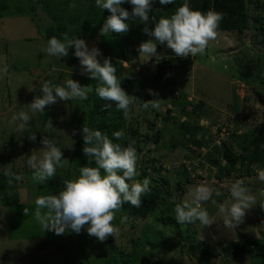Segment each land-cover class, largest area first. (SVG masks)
Listing matches in <instances>:
<instances>
[{"label": "rangeland", "instance_id": "1", "mask_svg": "<svg viewBox=\"0 0 264 264\" xmlns=\"http://www.w3.org/2000/svg\"><path fill=\"white\" fill-rule=\"evenodd\" d=\"M27 4L28 0H0V67H3L4 64L8 66V73L0 77V113L3 112L0 114V153L5 151V148H9L4 156L11 153L10 149H13L14 154L18 156L21 153H24L28 158L32 153L40 156V149L43 147L40 141L44 137L57 139V143L54 141L57 147L64 148L62 152L65 151L66 153L67 139L69 144H73V136L70 135L72 121L69 117V107L74 105L75 99L70 101L58 100L57 103L46 106L43 113H32L28 104L32 102L35 96L41 95L40 87L45 74L38 66H49L43 70L48 69V73L51 72L52 76L49 77V80L54 77V81L56 80L54 85L60 86H63L69 78L75 80L71 74L82 75L81 66L74 52L69 53L68 57L61 58L47 54V41L38 34L49 28L50 25L44 21L38 23L33 21L32 16H29L28 12H24ZM251 11H256L261 18H264V0H253ZM44 12H37L39 18L35 17L41 20V15ZM54 13L56 18H59L55 22L61 23V25H68L71 19L78 16L74 14L72 7L65 5L60 6ZM55 22L52 19L50 24ZM217 32L216 39L209 42L203 54L189 58L192 70L190 77L191 92L187 103L193 101L197 104L202 101L208 107L207 110L205 109L204 117H198V119L190 114V106L187 111L182 110L183 101L174 98L176 90L156 82L145 73L143 67L154 65V62L150 61L149 55L140 53L139 46L151 38L137 36L133 40L134 45L129 48L132 63H122V67L125 68L122 83L130 89L131 96H135L141 101L157 98L162 100L159 108L149 106L144 109L137 105L131 106L130 111L132 113L130 115L140 124L142 132L151 133L148 126L154 120L157 129H161L162 136V141L158 145H154L150 141L145 146L142 154L146 160L147 158L149 160L146 164L139 163L137 175H142L141 171L145 167L150 176L157 177V174L151 169L152 166H156L163 169L161 174L169 180L170 185H176L177 181L180 180L183 190L171 195L169 200H173V202H177L179 199L181 202L187 198L190 187L201 183L215 189L212 198L203 204L215 223L204 228L200 222H197L198 224L193 230L196 231L200 241H207L211 244L210 251L213 257L209 264H262L264 258L256 257L254 253L249 254L248 250L237 257L226 259L219 254L217 243L225 240L242 242L245 238L264 241V182L260 181L257 175V169H264V166L259 168L256 165H251L247 175L241 174L247 167L240 166L237 174L235 173L231 178L218 182L214 176L217 166L211 164L209 160L221 157L220 150L215 149V147H219L215 142V140L220 139L218 129L226 127L228 134L223 136L224 141L234 147L235 151L241 153L242 147L246 146L243 144V138L253 137V127L257 125L256 123L264 121L263 102H261L262 104L254 100L247 103L243 102L245 96L253 97L255 91L264 96V50L263 48L258 49L259 47L257 48L250 42V36L247 32L241 36L236 32ZM95 41L96 39L91 42L86 41V43H89L87 44L88 47L92 48L96 47ZM69 51L70 49H68ZM158 57L160 56L156 55V60ZM185 58L187 59V57ZM247 62L258 65L249 86L238 79L239 66L245 65ZM131 67L134 69H128ZM61 73L69 74L71 77L59 76ZM133 74L138 77H132ZM34 75L42 76L39 84V79ZM49 80L46 79V81ZM85 80V78L80 80L79 84L82 87L86 86L83 83ZM149 90L158 95H150ZM49 108L51 109L48 111ZM166 109H170V116L175 119L165 118L168 115ZM22 111L30 115L32 124L31 126L27 124L23 130H20L18 126L21 121H14L13 116H18ZM157 112L161 113L158 118H156ZM43 115L45 119H43ZM190 115L193 118H190ZM48 119L52 121L53 127L47 126ZM41 123L43 126L40 125ZM181 123L189 125L197 123L205 129L203 140L205 142L210 141V143L198 150L199 154L185 147L183 141L186 139V132L180 129ZM33 134L36 136L35 142L30 140ZM196 138H201V134L197 133ZM172 143H178L179 146L173 148ZM25 146L28 148L23 152ZM189 147L192 146L189 145ZM70 152L69 149L68 155ZM221 165H224L223 161H221ZM140 166L142 169H139ZM186 174L188 175V182L185 180ZM238 179L245 181V186L256 198V204L246 211L243 222L233 229L225 227L218 205L231 199L229 187ZM39 184L29 182L26 177L22 186L16 188L19 198L18 205L4 206L0 202V264H62L63 259L67 258L69 261L70 258L60 247L69 250L68 252L71 254H68L72 259H77V256L86 255L87 252L91 251L90 255L95 261L92 264L101 262L104 248L101 247L100 241L94 240L91 248L87 245L80 246L78 244L77 236H80L81 232L88 235L85 230H81L80 234L67 230L62 235H56L54 232L43 230L34 219L35 200L38 198V194L44 196L46 193L44 188L39 190ZM45 184L48 186L47 182L42 185L45 186ZM217 192L219 195L216 194ZM213 200L216 201L215 204L212 203ZM25 208L29 212L27 216L24 214ZM120 220L121 218L115 214V226L119 229V235L121 234L125 239H129V236H135L136 232L138 234V230L141 231L143 226L141 221L135 222L134 225L138 229L134 230L125 223L122 225ZM149 222L152 229H162L160 224H153L151 220L147 221L148 224ZM181 230L184 239L187 233L184 231L185 228ZM52 233H54V238L50 241ZM168 235L167 232L165 237ZM202 235L203 239H201ZM191 237L197 239L195 234H192ZM250 247L252 248V246ZM176 249L168 252L155 248L149 254L150 259L148 261L150 262L148 264H200L195 254L187 252V246L183 249L182 254L176 253ZM145 250L149 251V247H146ZM138 252L141 254V250ZM141 255L144 253L142 252Z\"/></svg>", "mask_w": 264, "mask_h": 264}, {"label": "trees", "instance_id": "2", "mask_svg": "<svg viewBox=\"0 0 264 264\" xmlns=\"http://www.w3.org/2000/svg\"><path fill=\"white\" fill-rule=\"evenodd\" d=\"M183 2L184 0H174V3L171 5L161 6L158 0H152L151 10L149 12L150 22L148 27L150 29L153 28L154 24L158 22L161 17H170L174 14L175 10L183 4ZM188 2L192 10H199L201 12L215 10L223 13V19L220 22L217 31L236 32L240 36L241 34L247 32L250 36V42L257 48L259 47L258 49L263 48L264 50V18H261L256 11H251V4H253V0H188ZM62 5L72 7L74 9V14L78 15L74 19H71L68 25H61V23L55 22L59 20V18H56V14L54 12ZM121 7L125 8L129 12L132 10L131 5L128 3L122 4ZM41 11L46 12H44L43 15L40 13L42 19L39 20L36 13ZM24 12H28V15L32 16L33 21L36 23L39 21L49 23V28H46L42 31V33L38 34L47 42L53 36L58 39L62 38V34L66 32L70 37L76 36L78 39H83L89 42L96 39L95 45L102 53V56L98 57V60L103 63L104 58H110L111 63L117 69L116 75L121 81V88L127 94L131 95L130 89L122 83L125 75V73H123L125 68L122 67V63H132L129 48L134 45L133 40L137 36L149 37L143 31L145 25L142 21L138 18L131 19L127 21L130 27L128 32L120 34L109 33L108 35L103 36V34L100 33V29L109 13L107 10L98 8L95 5V0H28V4ZM52 19H54L55 23L51 25L50 21H52ZM149 38L153 39L152 37ZM69 49V53L75 51L73 48ZM156 55L160 56L157 60ZM156 55L150 56V61L154 62V65H147L146 67H143L145 73H147L148 76H151L156 82L163 83L168 87H171L173 90H176V97L174 96V98L183 101V111H187V108L190 106V114L196 116L195 118L198 119V117H204L203 114L205 113V109H208L206 104L202 101L197 104L193 101L187 103L191 92L190 77L192 69L189 61L191 56L187 57V59L176 57L166 45L160 44H157ZM46 67L48 68L49 66H38V68L42 70L43 74H45V78H43L42 83L46 81V79L49 80V77L51 76V72L48 73V69L43 70ZM133 67L128 69H134ZM239 67L240 71L238 79L244 81L246 86H249L251 80L255 76V72L258 67L257 63L247 62L245 65L241 64ZM73 74H71L72 77L74 76L75 81H78L79 83L82 78H85L86 80L83 81V83L86 86L91 85L92 91L87 94L88 98L86 100L75 99L74 105L69 107V117L72 121L70 135L71 137L73 136V144H69L67 139L66 153L65 151L63 153V159H66L67 161L62 160L63 162L57 166L55 176L49 178L47 181L48 186H46V184L45 186L39 184V190L44 188L46 192L44 196L58 194L64 189V181L77 179L80 175V167H97L94 161L89 164L88 157L85 156L82 151L85 146L82 136L83 127L100 130L114 143H119L122 146H127L129 143H133L138 155L136 163L137 173V166L140 165L139 163L146 164L149 160L148 158L146 160L142 154L145 146L150 141L154 145H158L162 141L161 129H157V125L154 120H152L148 126L151 133L148 131L142 132L140 130V124L130 115L132 113L130 111L131 107L128 114L125 115L124 112L119 110L113 102L99 98L95 92L99 81L90 79L87 74L80 75L77 73L76 76ZM34 76L39 79V84L42 76ZM59 76L69 77L70 75H64V73H61ZM132 77L137 78L138 76L133 74ZM53 78L49 80L52 84L56 83V80L54 81ZM246 89L249 90L247 87ZM250 100H254L255 102L262 104L261 102L264 103V96L258 91H255L253 97L245 96L243 98V102L245 103ZM105 105L111 106L106 108ZM50 109L51 108H49L48 111ZM166 111L168 113L165 117L166 119L174 118L173 116H170V109H166ZM160 115L161 113L157 112L156 118ZM190 118L193 117L190 115ZM43 119H45L44 115ZM254 123L256 122L254 121ZM31 124L32 120L28 122L29 126H31ZM256 124L257 125L253 127V137L243 138V144L246 146L242 147L243 151L241 153L235 151L234 147L226 141H222L220 147H215L218 151L220 150L221 157L211 159L209 162L217 166L216 174H214V176L218 182H221L223 179L231 178L235 173L237 174L240 166L247 167L241 173L246 175L248 174L249 167L251 165H256L259 168L264 166V121ZM40 125L43 126V123ZM180 129L186 132V139L183 141L185 147L190 148L196 154H199L198 150L210 143V141L205 142L203 140L205 129L197 123H193L191 125L181 123ZM120 130H123L125 135L122 139L117 140L112 134ZM74 131L76 133L75 135H73ZM197 133L201 134L202 139L196 138ZM54 141L57 143V139ZM189 145L192 147H189ZM178 146V143H172L173 148ZM27 148L28 146H25L23 148V152H25ZM60 149L61 151L64 150V148L61 147ZM69 149L71 152L68 155ZM7 150H9V148H5V151L0 153V202L4 206H16L19 203L16 188L22 186V182L26 177L31 183L35 181L33 180V171L27 164L28 156L24 155V153H21V155L18 156L14 154L13 149H10L11 153H9L8 156H4V154L7 153ZM221 161H224V165H221ZM139 169H142L141 166ZM151 169L157 174V177L150 176L145 167H143L141 171L142 175L139 174L134 177V180L142 181L144 177H150L151 180V191L150 193L142 195L141 206L137 208L133 207L130 203L125 202L121 209L116 212V215L120 218L125 215L128 216L129 220L125 224L130 226L131 229L137 230L138 228H136L134 223L141 221L143 224L141 231L139 229L138 234L136 232L135 236H129V239L123 238L120 234L116 237L109 236L105 241L101 242V247H103L104 250L102 260L98 264H148L150 262L148 261V259H150L149 254L155 248L168 252H172L175 248H177L176 253L182 254L183 249L186 246L187 252L195 254V257L200 264H209L210 259L213 257L210 251L211 244L207 241H200L196 231H193L195 225L198 224L197 222L199 221H195L192 224H178L175 220L174 209L175 205L180 203V199L177 202H173V200H169V198L173 193H178L183 190V187L181 186L182 182L178 180L176 185H170L168 183L169 180L162 176L161 173L163 169L161 167L157 168L156 166H152ZM8 170L16 176H19L20 179L15 180L12 184H9V178L5 175V172ZM119 174L122 175V172ZM101 175H105L103 169H101ZM185 180L188 182L187 174L185 176ZM126 182L129 184L132 183V181ZM40 196L42 195L38 194V197ZM218 198H220V196H218ZM148 220H151V222L153 221V224H160L162 229H152L150 222L149 224L147 223ZM113 224L115 225L114 221ZM181 229L187 233V236H184V239L181 235ZM165 232H168L169 234L166 237ZM192 234H195L197 239L192 238ZM53 238L54 233L51 234L50 241H52ZM77 238V242L80 246L87 245L89 248L93 245V241L96 240L95 237L82 234V232L80 236H77ZM250 246H252V248ZM146 247H149V251L145 250ZM60 248L63 249V251L70 258L69 261H67V258L63 259L62 264H92L95 262L90 255L91 251L87 252L86 255L77 256V259H72V257L68 254L70 253L68 252L69 250L67 251L63 247ZM217 248L219 254L226 257V259L230 257H237L247 250L249 254L254 253L256 257L264 258L263 240H248L246 238L242 242L225 240L218 242ZM138 250H141V254L143 252L144 255H141ZM262 264H264V259L262 260Z\"/></svg>", "mask_w": 264, "mask_h": 264}, {"label": "clouds", "instance_id": "3", "mask_svg": "<svg viewBox=\"0 0 264 264\" xmlns=\"http://www.w3.org/2000/svg\"><path fill=\"white\" fill-rule=\"evenodd\" d=\"M161 6L174 3V0H158ZM128 3L132 10L129 12L121 7ZM95 5L107 10L109 15L104 20L100 33L103 36L109 33H126L129 31L127 21L138 18L145 27L144 33L152 37L139 46L141 54L149 56L156 55L157 44L166 45L176 57L185 58L203 54L210 41L217 37V30L223 19V13L215 10L201 12L192 10L188 0H184L174 14L170 17H161L149 28V12L152 0H95ZM154 19V18H153ZM73 48L74 55L78 58L82 68V75L87 74L90 79L99 81L95 92L100 99L111 101L115 106L128 114L133 105L147 109L149 106L159 108L162 100L152 99L141 101L135 96L127 94L120 86L117 69L111 63L110 58H104L103 63L98 60L102 56L97 47L89 48L86 41L69 34L63 33L62 38L51 37L47 42L46 52L51 56L68 57V49ZM8 73V66L0 67V77ZM92 91L91 85L82 87L78 81L67 79L63 86L54 85L44 81L40 87L41 95L35 96L29 105L32 113L45 111L46 106L57 103L58 100L70 101L73 99L86 100L87 94ZM149 94L157 96V93L149 90ZM111 105H105L110 107ZM31 117L27 112H20L13 116V120H20L19 129L23 130ZM48 127H53L52 121L48 119ZM226 127L218 129L220 139L215 140L220 147L224 137L228 134ZM75 131L73 135H75ZM117 140L125 135L123 130L112 134ZM84 147L82 149L89 159V164L94 161L97 167H80V175L77 179L64 181V189L56 195L40 196L35 200L36 209L33 213L34 219L41 225L43 230L62 235L67 230L80 234L85 230L90 237H95L103 242L109 236L119 235V229L113 224L115 214L122 205L127 202L133 207H140L141 197L150 193L151 180L145 177L142 181L134 180L137 176L136 163L138 159L137 150L133 143L122 146L114 143L100 130L82 128ZM33 142L36 136L30 138ZM40 143L43 145L41 155L32 153L28 160V166L33 170V180L43 184L56 174L57 166L63 159V152L56 146L53 139L44 137ZM215 146V145H213ZM204 148V147H203ZM224 162V161H223ZM103 169L105 175H101ZM122 172V175L119 173ZM12 184L20 177L10 170L5 172ZM260 181L264 182V169H257ZM126 181H132L129 184ZM215 189L201 183L190 187L188 196L175 205V220L178 224H192L199 221L205 228L215 223L203 204L212 198ZM231 199L225 200L218 205L219 213L223 216L225 227L235 228L243 222L246 211L256 204V198L245 186L243 179L231 183L229 187ZM219 195V193H216ZM216 203L215 200L212 201ZM46 209V211H43ZM24 214H29L24 209ZM128 216H122L120 223L128 222ZM203 239V235L201 236Z\"/></svg>", "mask_w": 264, "mask_h": 264}, {"label": "crops", "instance_id": "4", "mask_svg": "<svg viewBox=\"0 0 264 264\" xmlns=\"http://www.w3.org/2000/svg\"><path fill=\"white\" fill-rule=\"evenodd\" d=\"M8 109H9V108H8ZM1 113H3V112H1ZM1 113H0V114H1Z\"/></svg>", "mask_w": 264, "mask_h": 264}]
</instances>
